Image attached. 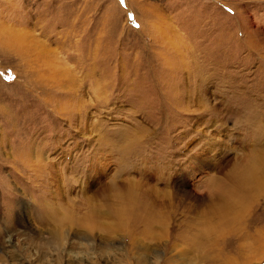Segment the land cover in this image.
<instances>
[{
  "label": "rangeland",
  "instance_id": "1",
  "mask_svg": "<svg viewBox=\"0 0 264 264\" xmlns=\"http://www.w3.org/2000/svg\"><path fill=\"white\" fill-rule=\"evenodd\" d=\"M256 155L264 0H0V264H264Z\"/></svg>",
  "mask_w": 264,
  "mask_h": 264
},
{
  "label": "bare ground",
  "instance_id": "2",
  "mask_svg": "<svg viewBox=\"0 0 264 264\" xmlns=\"http://www.w3.org/2000/svg\"><path fill=\"white\" fill-rule=\"evenodd\" d=\"M259 158L260 157L256 155L252 158V160L249 159L250 163L242 170V172L240 170L239 174L229 175V183L227 185L223 184V188L219 190V193L218 191L213 193V197L217 200H220L210 201V203H218V205L213 209V216L216 219L219 220L220 216L224 214V209L226 210L227 217L229 213L236 211L238 205L243 203L245 204V202H247L245 200H249L248 198L254 197L264 190V160ZM182 182L187 183L188 181L187 179L184 181L183 178ZM224 186H226V188ZM183 189L184 190L181 191L178 190L179 193H182V195L180 194L182 196L181 200H183L182 204L187 199L196 200L198 198L194 189L190 188V185H184ZM190 208H192L191 205L188 206L187 209ZM224 223H226V218H224ZM144 224L146 223L144 222ZM207 258L208 256L202 257L203 260H207Z\"/></svg>",
  "mask_w": 264,
  "mask_h": 264
},
{
  "label": "clouds",
  "instance_id": "3",
  "mask_svg": "<svg viewBox=\"0 0 264 264\" xmlns=\"http://www.w3.org/2000/svg\"><path fill=\"white\" fill-rule=\"evenodd\" d=\"M190 252L192 257L197 260V264H199V260L205 255V253L194 243L190 247Z\"/></svg>",
  "mask_w": 264,
  "mask_h": 264
}]
</instances>
